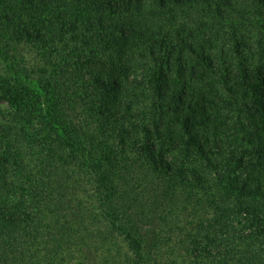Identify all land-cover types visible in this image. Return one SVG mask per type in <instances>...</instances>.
Segmentation results:
<instances>
[{"label":"trees","instance_id":"16d2710c","mask_svg":"<svg viewBox=\"0 0 264 264\" xmlns=\"http://www.w3.org/2000/svg\"><path fill=\"white\" fill-rule=\"evenodd\" d=\"M0 63V264H264V0H0Z\"/></svg>","mask_w":264,"mask_h":264},{"label":"rangeland","instance_id":"374dc122","mask_svg":"<svg viewBox=\"0 0 264 264\" xmlns=\"http://www.w3.org/2000/svg\"><path fill=\"white\" fill-rule=\"evenodd\" d=\"M31 57V56H30ZM1 64V63H0ZM8 109V104L6 103V102H4L3 100H1L0 99V120H3L2 119V113H1V111H3V110H7ZM119 244H121V243H119Z\"/></svg>","mask_w":264,"mask_h":264}]
</instances>
